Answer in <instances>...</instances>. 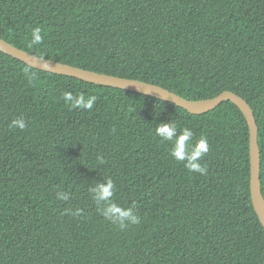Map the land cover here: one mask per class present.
<instances>
[{
	"label": "trees",
	"instance_id": "16d2710c",
	"mask_svg": "<svg viewBox=\"0 0 264 264\" xmlns=\"http://www.w3.org/2000/svg\"><path fill=\"white\" fill-rule=\"evenodd\" d=\"M34 27L43 41L29 47ZM0 38L189 100L242 97L257 125L264 198V0H0ZM65 92L98 99L90 111L70 109ZM17 118L25 130L9 127ZM169 121L207 138L206 175L154 135ZM249 141L231 101L191 114L0 52V264H264ZM105 177L118 204H134L138 225L121 230L99 214L88 189Z\"/></svg>",
	"mask_w": 264,
	"mask_h": 264
},
{
	"label": "water",
	"instance_id": "95a60500",
	"mask_svg": "<svg viewBox=\"0 0 264 264\" xmlns=\"http://www.w3.org/2000/svg\"><path fill=\"white\" fill-rule=\"evenodd\" d=\"M0 52L39 70L71 76L86 82L116 87L155 97L159 100L173 103L191 114H202L214 109L222 101H231L241 110L249 127L250 196L253 208L264 227V198L261 193L259 182L260 154L257 144V125L251 107L242 97L231 91L225 90L212 98L189 100L156 84L99 73L40 57L22 50L2 38H0Z\"/></svg>",
	"mask_w": 264,
	"mask_h": 264
},
{
	"label": "clouds",
	"instance_id": "9594fccd",
	"mask_svg": "<svg viewBox=\"0 0 264 264\" xmlns=\"http://www.w3.org/2000/svg\"><path fill=\"white\" fill-rule=\"evenodd\" d=\"M41 28L34 27L31 29V38L28 46L39 45L43 41L41 35ZM26 75L28 70L25 69ZM34 75V73L32 74ZM64 102L70 109H79L90 111L94 108L98 97L94 94L85 95L79 93L73 95L71 92L63 94ZM27 121L23 118H17L10 122L9 127L19 129L21 131L27 128ZM115 131V129H113ZM154 135L160 139L161 142H169L171 149L169 155L176 161L182 162L183 166L190 173H198L206 175L208 172L206 163H201L209 151L208 140L206 137L201 136L196 139L193 131L184 127L179 128L178 124L173 121L159 123L154 129ZM99 162L104 163L103 157H99ZM88 192L92 201L97 206L99 214L109 223L117 226L119 229L124 230L129 226L138 225L140 221L139 215L135 211V206H123L114 200L116 194V185L110 177H105L103 182L94 183ZM56 198L62 201L70 199V194L65 191H58ZM82 210L77 209L73 215H81Z\"/></svg>",
	"mask_w": 264,
	"mask_h": 264
}]
</instances>
